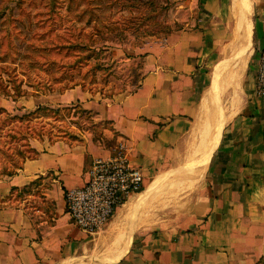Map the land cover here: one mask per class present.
<instances>
[{"label": "crops", "instance_id": "crops-1", "mask_svg": "<svg viewBox=\"0 0 264 264\" xmlns=\"http://www.w3.org/2000/svg\"><path fill=\"white\" fill-rule=\"evenodd\" d=\"M233 2L202 0L201 29L178 34L175 54L158 58L135 92L96 107L97 116L111 122L119 139L127 141L130 163L141 168L147 181L160 169L169 172L186 161L187 167L178 170L199 166L190 151L199 138L207 139L205 170L193 175L196 185L181 204L156 214L146 203L137 205L136 199L156 188V180L131 196L127 208L116 209L96 233L101 235L95 245V237L72 222L64 196L87 182L95 159L113 152L90 138L56 141L26 160L0 189L3 196L12 187L28 195L23 199L19 194V207L0 209V264H257L264 257V100L255 94L264 48V0H240L247 32L239 85L218 97L206 127L196 131L205 118L204 99L219 90L223 55L238 31ZM58 95L60 104L93 106L82 88ZM223 95L228 98L225 105ZM225 117L216 135L208 137L212 120ZM47 175L52 177L50 188L40 193L41 203L30 215L23 202L32 194L23 189ZM112 240V252L101 251L91 259L93 245L100 248Z\"/></svg>", "mask_w": 264, "mask_h": 264}, {"label": "rangeland", "instance_id": "rangeland-1", "mask_svg": "<svg viewBox=\"0 0 264 264\" xmlns=\"http://www.w3.org/2000/svg\"><path fill=\"white\" fill-rule=\"evenodd\" d=\"M239 2H233L237 13ZM201 8L202 0H0V189L26 160L56 141L90 138L112 152L120 143L127 146L113 124L97 116V104H112L135 92L158 58L175 54L178 34L201 29ZM236 35L235 30L223 58L243 47ZM74 87L87 91L93 106L60 104L58 94ZM224 95L223 105L228 103ZM186 162L145 179V190L157 180L156 188L140 205L146 203L156 214L181 204L196 185L193 175L200 174L178 170ZM51 182L47 175L23 189L32 194L23 202L30 215ZM17 188L8 196L0 194V209L17 208L19 194L28 196ZM100 235L89 234L95 245ZM104 246L93 245L91 259Z\"/></svg>", "mask_w": 264, "mask_h": 264}, {"label": "built area", "instance_id": "built-area-1", "mask_svg": "<svg viewBox=\"0 0 264 264\" xmlns=\"http://www.w3.org/2000/svg\"><path fill=\"white\" fill-rule=\"evenodd\" d=\"M255 94L264 100V48L260 51ZM144 173L130 163L124 143L104 159H95L88 170L87 182L65 192L67 212L74 225L87 234L100 231L117 208L145 188Z\"/></svg>", "mask_w": 264, "mask_h": 264}, {"label": "bare ground", "instance_id": "bare-ground-1", "mask_svg": "<svg viewBox=\"0 0 264 264\" xmlns=\"http://www.w3.org/2000/svg\"><path fill=\"white\" fill-rule=\"evenodd\" d=\"M240 12L241 11L239 9V13H237L238 14V16H237L238 31H237L236 36L242 38L245 42V35H246L247 31L245 28L244 16H243L242 12L241 13ZM231 52L232 53L229 55V57H225L223 64H221V70L219 71V78H218L219 90L216 91L214 94H211L204 99L205 118L202 119V120H204L203 122L201 121L198 123V125L196 127L197 133H202L203 128L206 127L205 125H206V122L208 121L207 114L212 109V107L217 103L218 97H220L221 94H224V92H223L224 89L226 87H230V88H233L234 91H236L235 88L237 87V85H239L240 73H241L242 68L245 64V59H246L245 44L243 45V47L237 48ZM231 67H232V69H231ZM232 101L233 102L235 101V94L232 97ZM226 119H227V117L216 119V120L213 119L211 122V128H210L211 131H209V132L206 131V132H208L207 133L208 137H210V134L212 137L214 135H216V133L221 128V126L225 123ZM206 141H207V139H205V138H199L197 141H195L194 145L192 146L190 153L194 154L199 159L200 165L195 167V168H192V166H190L191 170H189V171L186 170L185 172L190 173V174H197V173H201L203 170H205ZM190 165H192V163H190ZM183 167H187V162L184 164ZM191 183H193V182H191ZM151 191H153V190H151ZM151 191H148L146 194H143L141 197L136 199L135 202L137 203V205H140L143 202V199H145L148 196V194L151 193ZM114 243H115V241L112 240V242L109 245L103 247L102 252L103 253H105L107 251L112 252ZM100 252L101 251H97V254L99 255Z\"/></svg>", "mask_w": 264, "mask_h": 264}, {"label": "trees", "instance_id": "trees-1", "mask_svg": "<svg viewBox=\"0 0 264 264\" xmlns=\"http://www.w3.org/2000/svg\"><path fill=\"white\" fill-rule=\"evenodd\" d=\"M40 109V107H39ZM18 188L17 187H12L11 188V194L14 192V191H17ZM257 264H264V257L260 258L258 261H257Z\"/></svg>", "mask_w": 264, "mask_h": 264}]
</instances>
